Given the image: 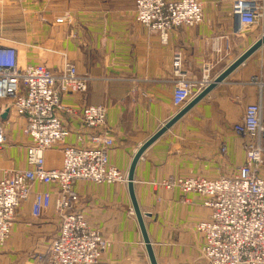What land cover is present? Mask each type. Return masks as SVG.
Returning <instances> with one entry per match:
<instances>
[{
	"label": "crops",
	"instance_id": "0c3cea01",
	"mask_svg": "<svg viewBox=\"0 0 264 264\" xmlns=\"http://www.w3.org/2000/svg\"><path fill=\"white\" fill-rule=\"evenodd\" d=\"M201 3L203 22L173 30L163 44L136 21L135 0H0V29L10 30L0 37L27 45L16 47L21 66L42 64L59 74L69 62L89 79L84 95H66L63 104L76 112L85 106L107 109L106 123L115 142L109 164L127 177L137 150L179 112L172 103L173 55L182 53L183 71L193 81L201 79L205 64L211 65L213 81L249 48L228 43L227 56L213 64L221 39L237 37L235 22L228 15L229 0ZM58 19L63 22L57 24ZM263 34L264 17L255 26L253 43ZM254 55L150 145L135 167L134 194L141 214L147 215L143 222L157 264H208L200 255L202 236L193 230L210 217L204 199L159 185L178 178L229 177L244 164L245 140L232 127L241 121L245 107L259 100L257 88L245 84L264 63V44ZM60 117L70 132L65 145H86L88 131L77 114ZM0 120L6 138L0 148L1 178L10 169H28L30 140L22 133L24 119L7 101H0ZM61 149L45 152L47 169L61 168ZM73 190L79 197L77 211L111 244L98 264H150L127 183L76 182ZM32 192H49L52 204L40 218L31 214L32 194L21 205L12 238L0 250V264H34L32 254L44 252L58 233L56 188L35 184Z\"/></svg>",
	"mask_w": 264,
	"mask_h": 264
},
{
	"label": "built area",
	"instance_id": "2783aa9c",
	"mask_svg": "<svg viewBox=\"0 0 264 264\" xmlns=\"http://www.w3.org/2000/svg\"><path fill=\"white\" fill-rule=\"evenodd\" d=\"M229 1L228 15L235 22L234 34L244 33L262 21L264 0ZM135 18L149 34L157 35L165 44L173 30L192 29L203 22L202 3L201 0H135ZM55 22L61 24L63 20ZM217 48L215 52L220 53V47ZM182 59L180 52L175 53L171 65L175 78L172 103L178 110L212 81L211 65L205 64L201 79L193 81L183 71ZM88 82L69 62H64L59 74H53L42 64L21 66L17 48L0 45V101L9 102L24 119L22 133L30 140L26 148L28 169H10L0 178V248L11 236L17 211L31 194L34 218H40L50 208L51 194L33 193L32 187L40 184L57 190L53 206L59 216V230L45 252L33 256L34 264H98L110 248L77 211L79 197L73 190L76 182L127 183V178L109 164L108 154L115 142L106 123L107 109L85 106L76 112L63 104L66 95H84ZM248 85L257 88L259 100L247 105L241 121L232 127L245 140L244 164L229 177L178 178L159 185L204 199L210 217L195 224L193 230L202 236L200 255L209 264H264V63ZM67 113L77 114L81 126L88 131L86 145H65L70 132L60 116ZM5 141L0 121V148ZM54 147L62 148L61 168L47 169L44 154Z\"/></svg>",
	"mask_w": 264,
	"mask_h": 264
},
{
	"label": "water",
	"instance_id": "95a60500",
	"mask_svg": "<svg viewBox=\"0 0 264 264\" xmlns=\"http://www.w3.org/2000/svg\"><path fill=\"white\" fill-rule=\"evenodd\" d=\"M264 44V34L256 42H254L243 54H241L232 64H230L226 69H224L216 78L210 82L206 88H204L200 93H198L186 106H184L179 112L170 119L166 124L162 126L152 137H150L136 152L134 155L128 174H127V189L129 198L131 201L132 212L136 218L139 230L142 236L143 245L145 247L147 257L150 264H157L147 232L145 229V224L143 222V217H147L146 214H141L133 189V176L135 167L141 158L145 150L152 145L158 138H160L166 131H168L176 122H178L183 116H185L191 109H193L200 101L209 95V93L219 84L223 83L229 75H231L236 69L242 66L252 55H254ZM7 111L1 116V120L5 121L7 118ZM0 120V121H1Z\"/></svg>",
	"mask_w": 264,
	"mask_h": 264
},
{
	"label": "rangeland",
	"instance_id": "374dc122",
	"mask_svg": "<svg viewBox=\"0 0 264 264\" xmlns=\"http://www.w3.org/2000/svg\"><path fill=\"white\" fill-rule=\"evenodd\" d=\"M230 2V1H229ZM58 5V4H57ZM22 15V14H21ZM23 16V15H22ZM263 20V19H262ZM261 23V22H260ZM10 30H2V29H0V35L2 34V33H8ZM15 31H17V30H15ZM234 34V33H233ZM235 36H237V37H228L227 39H221V41L222 42H220V47H222L221 48V50H220V54L219 53H216V54H218L217 55V57H215L214 59H213V64H216V63H218V65L219 64H221V62L223 61V59L227 56V53H229V50L227 49L228 47V43H230V46H239V48H242V49H246L248 46L250 47V45L253 43V41H255V27L254 28H252V29H250V30H248V31H246V32H244V33H241V34H234ZM19 38H21V37H19ZM217 39V38H216ZM219 40H220V38H219ZM11 40L10 39H8V38H6V37H0V44H2V45H8V46H14V47H17L18 49H20V50H23L24 48L26 49L27 48V45H20V46H18V45H16V44H13V43H11L10 42ZM236 46V47H237ZM216 47H218V45H216ZM181 53V52H180ZM182 54V53H181ZM215 54V55H216ZM255 56V55H254ZM183 60V59H182ZM211 63V62H210ZM182 64H183V61H182ZM259 73H260V71H259ZM258 73V74H259ZM257 74V75H258ZM257 75H255V76H257ZM254 76V77H255ZM252 78V77H251ZM250 78V79H251ZM250 81V80H249ZM249 81L248 82H246V84L245 85H248V83H249ZM250 86H252V85H250ZM115 184H117V183H115ZM172 190V189H171ZM182 194V193H181ZM16 216H17V214H16ZM16 218L17 217H15V221H16ZM14 221V223H16ZM202 223V222H201ZM14 226V225H13ZM13 230V229H12ZM97 231V230H96ZM13 232V231H12ZM12 232H11V236L9 237V239H8V241L12 238ZM57 235V234H56ZM55 235V236H56ZM104 238V237H103ZM53 239V238H52ZM105 239V238H104ZM106 240V242H107V244H109V245H111L108 241H107V239H105ZM49 241V240H48ZM7 243V242H6ZM6 243H5V246H6ZM47 243L48 242H46V244H45V246H44V248H46V246H47ZM4 246V247H5ZM24 246V245H23ZM3 247V248H4ZM3 248H0V250L2 251V249ZM45 252V251H44ZM44 252H42V253H44ZM42 253H33L32 254V256H35V255H39V254H42ZM31 256V257H32ZM101 260V259H100ZM34 261V260H33ZM99 263V262H98Z\"/></svg>",
	"mask_w": 264,
	"mask_h": 264
},
{
	"label": "bare ground",
	"instance_id": "6f19581e",
	"mask_svg": "<svg viewBox=\"0 0 264 264\" xmlns=\"http://www.w3.org/2000/svg\"><path fill=\"white\" fill-rule=\"evenodd\" d=\"M208 84H209V83H208ZM123 184L125 185V183H123ZM131 213H132V212H131ZM208 219H209V218H208ZM208 219H207V220H208ZM207 220H206V221H207ZM201 258H202L203 260L206 261V259H205L202 255H201ZM206 262H207V261H206ZM207 263H208V262H207ZM208 264H209V263H208Z\"/></svg>",
	"mask_w": 264,
	"mask_h": 264
}]
</instances>
